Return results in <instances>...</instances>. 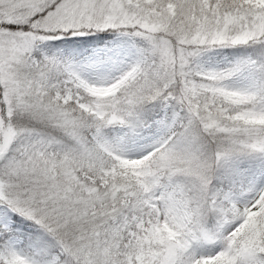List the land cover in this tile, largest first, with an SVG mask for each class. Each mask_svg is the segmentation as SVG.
<instances>
[{
  "label": "snow or ice",
  "instance_id": "1",
  "mask_svg": "<svg viewBox=\"0 0 264 264\" xmlns=\"http://www.w3.org/2000/svg\"><path fill=\"white\" fill-rule=\"evenodd\" d=\"M0 264H264V0H0Z\"/></svg>",
  "mask_w": 264,
  "mask_h": 264
}]
</instances>
